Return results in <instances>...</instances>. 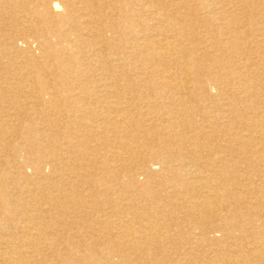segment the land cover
<instances>
[{
	"label": "bare ground",
	"instance_id": "obj_1",
	"mask_svg": "<svg viewBox=\"0 0 264 264\" xmlns=\"http://www.w3.org/2000/svg\"><path fill=\"white\" fill-rule=\"evenodd\" d=\"M0 264H264V0H0Z\"/></svg>",
	"mask_w": 264,
	"mask_h": 264
},
{
	"label": "rangeland",
	"instance_id": "obj_2",
	"mask_svg": "<svg viewBox=\"0 0 264 264\" xmlns=\"http://www.w3.org/2000/svg\"><path fill=\"white\" fill-rule=\"evenodd\" d=\"M18 45L21 47V48H26L27 49V46H29L30 45V47L31 48H33V49H35L36 48V43H30V44H28V42L27 41H25V40H23V39H19L18 40ZM212 91H214V90H212ZM11 111V110H10ZM39 115H43V114H32V117H34V118H37V121L39 120V122L41 121V119L39 118L40 116ZM57 116H59L58 114H57ZM18 118V119H17ZM17 118H15V120H12V122L15 124V125H21V122L20 121H22V117H17ZM20 120V121H19ZM24 120V119H23ZM47 170H49V168H47ZM28 174H31L32 173V171H33V168L31 167V166H27L26 167V170H25ZM142 179V178H141ZM80 184H83V182H80ZM216 235H218V232H216L215 233ZM178 245H179V247L177 248V249H180L181 247V249L180 250H183V248L185 247L186 248V246H188L189 244L188 243H183V241L181 242V241H178ZM177 245V246H178ZM174 249V250H173ZM172 251V252H171ZM171 251H166V254L167 253H172V254H175V252H176V255H180V254H183L182 252H180V251H176V248H175V246L172 248V250Z\"/></svg>",
	"mask_w": 264,
	"mask_h": 264
}]
</instances>
